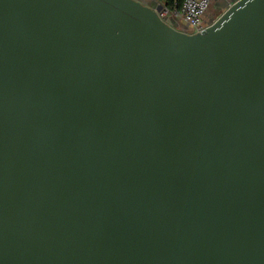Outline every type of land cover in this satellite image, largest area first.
Instances as JSON below:
<instances>
[{"label":"water","instance_id":"water-1","mask_svg":"<svg viewBox=\"0 0 264 264\" xmlns=\"http://www.w3.org/2000/svg\"><path fill=\"white\" fill-rule=\"evenodd\" d=\"M228 1L0 0V264H264V0Z\"/></svg>","mask_w":264,"mask_h":264},{"label":"built area","instance_id":"built-area-1","mask_svg":"<svg viewBox=\"0 0 264 264\" xmlns=\"http://www.w3.org/2000/svg\"><path fill=\"white\" fill-rule=\"evenodd\" d=\"M211 6V0H186L181 12H170L164 9L161 17L173 20L175 17H181L193 31L192 34L203 33L207 28L204 27L203 18ZM175 20V19H174Z\"/></svg>","mask_w":264,"mask_h":264},{"label":"rangeland","instance_id":"rangeland-1","mask_svg":"<svg viewBox=\"0 0 264 264\" xmlns=\"http://www.w3.org/2000/svg\"><path fill=\"white\" fill-rule=\"evenodd\" d=\"M220 1H222V0H211V6H210V8L208 9L206 15L203 18V22H204V27L205 28L209 27L210 25H212L213 23H215L217 21L218 14H216L215 11L212 10V6H213V4H217V2L220 3ZM222 2H223V4H222V6H223L224 4H227L229 1L228 0H224ZM174 19H175L174 24L179 30H181L183 32H187V33H193L192 29L187 24L184 23V21L182 20L181 17H175Z\"/></svg>","mask_w":264,"mask_h":264},{"label":"trees","instance_id":"trees-1","mask_svg":"<svg viewBox=\"0 0 264 264\" xmlns=\"http://www.w3.org/2000/svg\"><path fill=\"white\" fill-rule=\"evenodd\" d=\"M186 0H157L164 8L168 9L171 13L174 11L181 12Z\"/></svg>","mask_w":264,"mask_h":264},{"label":"crops","instance_id":"crops-1","mask_svg":"<svg viewBox=\"0 0 264 264\" xmlns=\"http://www.w3.org/2000/svg\"><path fill=\"white\" fill-rule=\"evenodd\" d=\"M222 1H224V0H222ZM222 1H220V3L217 2V4H213V6H212V10H214L216 14H219L221 12V10L223 9L224 5L222 6V4H223ZM146 2L151 3V4L158 3L157 0H146ZM158 4H160V3H158ZM173 21L175 22V20H173Z\"/></svg>","mask_w":264,"mask_h":264}]
</instances>
